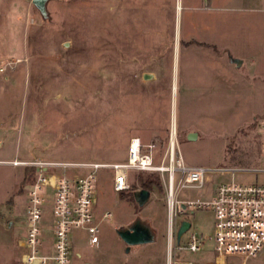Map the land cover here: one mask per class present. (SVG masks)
I'll list each match as a JSON object with an SVG mask.
<instances>
[{"label": "rangeland", "instance_id": "1", "mask_svg": "<svg viewBox=\"0 0 264 264\" xmlns=\"http://www.w3.org/2000/svg\"><path fill=\"white\" fill-rule=\"evenodd\" d=\"M46 8L43 19L32 0H0V264H21L34 179L33 167L14 161L121 163L137 137L155 145L160 163L173 126L187 167H263L264 0H50ZM151 175L160 189L153 186L140 206L134 194ZM230 179L211 174L203 188L177 198L209 200ZM233 179L264 183L250 173ZM112 181L110 169L95 174L99 244L90 247L76 232L74 263L172 264L159 173L130 171L122 193ZM44 219L53 227L50 206ZM173 221L175 228L191 224L181 245L192 233L207 240L213 232L210 209H186ZM134 222L153 239L126 252L117 231ZM212 248L207 241L201 253H178L171 262L211 259ZM226 264H264V257Z\"/></svg>", "mask_w": 264, "mask_h": 264}, {"label": "built area", "instance_id": "2", "mask_svg": "<svg viewBox=\"0 0 264 264\" xmlns=\"http://www.w3.org/2000/svg\"><path fill=\"white\" fill-rule=\"evenodd\" d=\"M263 167L253 169L185 166L171 131L168 150L160 163L154 161L155 145L131 138L126 159L121 163L97 162H12L34 168V179L28 186V219L21 240V264H75L80 255L74 252L76 232H84L90 247L99 244V226L95 219L97 205L95 174L101 168L113 171L112 189L122 193L130 188L129 172H157L162 178L169 217L168 261L172 264H226L228 257L244 260L264 257V183L236 182L237 173L264 175V115L259 119ZM167 160L168 164L164 165ZM231 173L228 182L220 183L213 196L203 200H180L184 190L201 189L209 175ZM167 174V179L163 175ZM177 177V178H176ZM53 213V227L45 224V208ZM210 209L214 216L212 235L207 240L190 234L185 245L177 241L174 215L186 209ZM110 217L104 213L102 219ZM53 237L52 242L50 237ZM182 237V236H181ZM207 241L213 243L212 258L205 254L194 261L171 262L178 253L199 254ZM51 242V243H50ZM207 249V248H206Z\"/></svg>", "mask_w": 264, "mask_h": 264}, {"label": "water", "instance_id": "3", "mask_svg": "<svg viewBox=\"0 0 264 264\" xmlns=\"http://www.w3.org/2000/svg\"><path fill=\"white\" fill-rule=\"evenodd\" d=\"M50 0H32L33 6L39 11L40 15L43 19L48 18L47 13V3ZM134 198L138 205L142 206L149 198V193L146 190H139L135 192ZM191 227V224L187 221H182L180 226L177 230V241L180 240L181 236L186 233ZM118 236L120 239L125 243L127 246L126 252L129 251L131 246H138L142 244L150 243L153 239V236L149 230V228L140 223L134 222L129 228L124 230L117 231Z\"/></svg>", "mask_w": 264, "mask_h": 264}, {"label": "trees", "instance_id": "4", "mask_svg": "<svg viewBox=\"0 0 264 264\" xmlns=\"http://www.w3.org/2000/svg\"><path fill=\"white\" fill-rule=\"evenodd\" d=\"M141 190H146L150 193L153 186H157L160 189L159 177L151 175L148 178H140Z\"/></svg>", "mask_w": 264, "mask_h": 264}, {"label": "bare ground", "instance_id": "5", "mask_svg": "<svg viewBox=\"0 0 264 264\" xmlns=\"http://www.w3.org/2000/svg\"><path fill=\"white\" fill-rule=\"evenodd\" d=\"M174 127L172 126V135H173Z\"/></svg>", "mask_w": 264, "mask_h": 264}]
</instances>
